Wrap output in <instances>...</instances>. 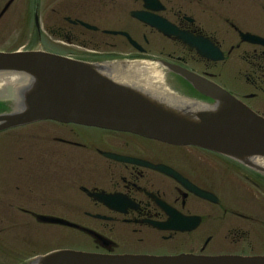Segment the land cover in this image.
I'll use <instances>...</instances> for the list:
<instances>
[{"label":"flooded vegetation","instance_id":"obj_1","mask_svg":"<svg viewBox=\"0 0 264 264\" xmlns=\"http://www.w3.org/2000/svg\"><path fill=\"white\" fill-rule=\"evenodd\" d=\"M18 1L0 0V37L7 39L12 25L23 26L12 39L25 41L18 49L84 62H142L146 72L160 75L159 81L148 82L150 88L210 102L165 65L179 67L216 84L264 118V0H77L57 8L50 0L45 31L37 0ZM132 12L164 20L178 33L166 36ZM111 31L127 33L138 47ZM188 43L209 44L221 59L201 57ZM230 65L235 87H227L222 78ZM15 87H0V114L14 105ZM229 184L249 193L228 199ZM2 207L4 220L47 216L75 225L46 224L71 232L49 231V240L79 245L49 243L58 247L53 250L264 255V174L210 151L128 133L51 120L1 130Z\"/></svg>","mask_w":264,"mask_h":264},{"label":"water","instance_id":"obj_2","mask_svg":"<svg viewBox=\"0 0 264 264\" xmlns=\"http://www.w3.org/2000/svg\"><path fill=\"white\" fill-rule=\"evenodd\" d=\"M132 16L161 32L170 29L166 23L143 13ZM197 50L209 58L206 50ZM171 69L211 98L215 105L165 99L119 81L110 68L100 65L36 51L0 52V87L23 82L21 76L26 79L12 112L0 116V131L50 119L129 132L171 145L196 146L264 171L256 165L257 162L264 165V119L217 86L186 71ZM39 221L72 226L46 217H39ZM29 264H264V257L102 256L63 250L36 258Z\"/></svg>","mask_w":264,"mask_h":264},{"label":"rangeland","instance_id":"obj_3","mask_svg":"<svg viewBox=\"0 0 264 264\" xmlns=\"http://www.w3.org/2000/svg\"><path fill=\"white\" fill-rule=\"evenodd\" d=\"M21 2L22 0H19L18 4H20ZM49 2L50 0H40V3L38 4V10H37L38 18L42 31H45V27L47 24V16L50 13ZM76 2L77 0L76 1L53 0L51 7L57 8L58 6H60L61 3L64 4L68 3L65 6H71V5H75ZM11 29H12V34L9 35L7 39L2 40V36L0 37V50L9 51L12 49H17L23 44H25L24 40H22L21 43L18 41L17 42L12 41V39L16 37L17 34L23 31V26L16 24V25H12ZM73 50L77 51L76 48H73ZM231 66L232 65L226 67V69L223 72L225 73V75L222 76L223 81L227 85V87H232V86L235 87V84L231 82V70H232ZM229 186L230 187L228 188V192H226V197L228 199L237 201L239 193H241V195L242 193L244 194L249 193V190L244 188L242 185H238L239 190L238 188H233L235 185L229 184ZM230 192L232 193L231 196L227 195ZM256 197L262 198V195L256 193ZM5 212L6 210L3 207L0 208V264L24 263L30 260L33 256L42 255L45 254L46 252H49L50 250H53L54 248H58L51 246L48 243H54V244L63 243L64 248L66 245H68L69 247L79 246L76 242L73 243V241H69V240L66 241L64 238L51 237L49 240L50 237L49 231L52 232L60 231L66 233V235L67 234L70 235L71 232L66 229H61V228L59 229L58 227H53L48 225H38L31 218H27L23 216L21 217L25 219L20 217L21 220L19 219L16 221L10 219L4 220V218L7 217ZM260 214L263 213L260 212ZM238 249L239 247L234 248V250H238Z\"/></svg>","mask_w":264,"mask_h":264},{"label":"bare ground","instance_id":"obj_4","mask_svg":"<svg viewBox=\"0 0 264 264\" xmlns=\"http://www.w3.org/2000/svg\"><path fill=\"white\" fill-rule=\"evenodd\" d=\"M143 67L141 68H136L134 70H132L133 72H131L130 70H128V75L127 77H124L122 74L119 75L120 79L122 80H126V81H129L133 84H136L137 86H143V87H146V88H150L148 85V80L144 81L140 78V72L142 70ZM129 69V68H128ZM151 90L154 91V89L150 88ZM155 91L159 92V91H162V90H156ZM163 92V91H162ZM164 93V92H163ZM165 99H171V100H178V101H182V102H185V103H189V104H192V105H203V104H200V103H195L193 104L194 102L193 101H187L185 99H182V98H173V97H164ZM207 99V98H205Z\"/></svg>","mask_w":264,"mask_h":264}]
</instances>
